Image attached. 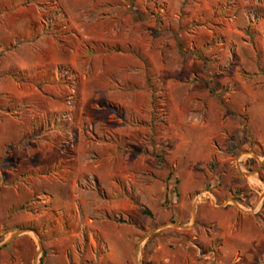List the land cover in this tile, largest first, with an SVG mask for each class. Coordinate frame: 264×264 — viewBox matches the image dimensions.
I'll list each match as a JSON object with an SVG mask.
<instances>
[{
  "label": "rangeland",
  "instance_id": "obj_1",
  "mask_svg": "<svg viewBox=\"0 0 264 264\" xmlns=\"http://www.w3.org/2000/svg\"><path fill=\"white\" fill-rule=\"evenodd\" d=\"M0 264H264V0H0Z\"/></svg>",
  "mask_w": 264,
  "mask_h": 264
},
{
  "label": "trees",
  "instance_id": "obj_2",
  "mask_svg": "<svg viewBox=\"0 0 264 264\" xmlns=\"http://www.w3.org/2000/svg\"><path fill=\"white\" fill-rule=\"evenodd\" d=\"M145 212L149 215H152V212L149 209H145Z\"/></svg>",
  "mask_w": 264,
  "mask_h": 264
}]
</instances>
